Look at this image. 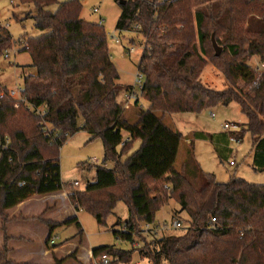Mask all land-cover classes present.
I'll use <instances>...</instances> for the list:
<instances>
[{"label": "trees", "instance_id": "trees-1", "mask_svg": "<svg viewBox=\"0 0 264 264\" xmlns=\"http://www.w3.org/2000/svg\"><path fill=\"white\" fill-rule=\"evenodd\" d=\"M19 2L36 8L29 16L43 34L15 41L0 26V59L19 46L30 53L36 70L24 78L20 100L11 99L0 81V219L6 222L11 210L33 196L64 190L59 151L67 137L86 131L90 142L102 140L104 164L114 167L89 166L96 171L94 182L70 193L69 203L102 226L118 203L127 205L124 230L114 233L133 248L96 247L94 260L107 256L110 264H129L138 252L147 264H264V185L235 177L218 182L198 165L191 168V148L179 171L175 163L182 137L165 122L173 113L200 114L219 105H240L247 123L239 134L202 132L195 137L221 152L233 137L241 140L249 133L253 166L264 172V71L259 84L251 86L257 73L248 64L253 56L264 64V0H120L116 30L137 31L147 40L138 68L145 76L142 98L148 108L136 102L133 121L120 100L130 86L119 84L108 33L101 23L81 16L83 2L61 3L56 12L48 8L58 0ZM213 37L223 49L220 56L211 53ZM208 62L230 88L212 90L203 84ZM239 82L247 87H239ZM22 101L34 111H27ZM41 108L44 114L37 115L35 110ZM140 140V148L123 161ZM191 176L200 178L203 186ZM173 200L188 216V227L162 237L151 231L148 240L141 225H153L157 211ZM71 223L81 228L76 217L58 226ZM137 239L142 245L135 247ZM11 253L7 245L1 248L0 264H39L15 262ZM76 255L51 264L68 259L80 264Z\"/></svg>", "mask_w": 264, "mask_h": 264}, {"label": "rangeland", "instance_id": "rangeland-1", "mask_svg": "<svg viewBox=\"0 0 264 264\" xmlns=\"http://www.w3.org/2000/svg\"><path fill=\"white\" fill-rule=\"evenodd\" d=\"M68 1L70 0H58L57 4L48 9L51 12H56L61 3ZM81 1L83 2L81 16L88 22L101 23L108 33L112 61L115 63L120 77L119 84L133 86L139 71V60L143 53L140 44L144 43L146 38L139 32L116 30L121 13L120 0ZM94 9H97V12H94ZM35 12L36 8L33 5H23L19 0H0V26L7 28L15 41L39 37L43 33L35 27L34 18L31 17ZM116 40H119V44L116 43ZM131 42L132 45L138 47L137 53L129 54L128 48L131 47ZM20 50L19 46H15L8 52V57L4 56L0 59V81L7 88L10 98L13 100L21 99L19 91L24 88V78L36 74V70L31 64L30 53ZM211 53L215 54L214 47ZM248 64L257 73L256 82L251 86H257L262 78L264 64H261L260 58L256 56L250 57ZM201 75L203 84L212 90H225L231 87L225 76L211 62H208ZM238 86L247 87L243 82H239ZM120 100L123 101V95ZM24 102L21 103L25 105V109L33 112L34 109L31 106L29 108ZM139 104L148 108V103L143 98L140 99ZM35 111L37 115L44 114L42 108ZM124 111L127 117L130 116V120H135L137 110L131 107ZM211 114L215 115L214 119H211ZM23 119L25 118L23 117ZM165 122L169 128L179 132L182 137L175 163V167L179 171L183 169L182 165L188 158L187 150L191 148L194 154L187 159L191 168L198 165L202 172L215 175L218 182L227 183L235 177L248 183L264 185V172L255 170L253 166L252 135L245 133L240 142H229L226 150L221 152H217L210 141H201L195 137L196 132L220 134L224 132V125L232 123L238 125L239 130L236 131V134H239L247 123L240 105L236 103H232L230 106L219 105L215 109L204 110L200 114L173 113L165 117ZM123 137L126 139L128 134L124 132ZM90 139L91 135L88 132L79 131L77 134L67 137L60 149V172L62 183L65 184L62 192L48 194V196H33L28 200L30 202L25 208L18 210L19 205L11 210L6 222L0 219V249L7 245L12 251L11 259L13 261L53 263L50 260L53 252L49 251L47 245L48 242L50 243L51 236L58 238L56 243L59 245L57 246L59 248L58 257L66 258L78 250L79 257L86 258L81 260L82 264H91L90 252L96 247L115 246L125 251L133 249L129 242L119 241L114 233V231H123L128 219V208L124 203L117 204L114 214L107 221V226L99 225L96 218L83 210L77 213L80 229L76 223L58 226L68 220V216L73 212V209H70L74 207L69 203V194L84 191L89 183L94 182L96 171L91 170L89 166L105 165L109 169L114 167L111 162L104 164L105 155L102 140L94 139L93 142H90ZM187 139L193 141V144L188 145ZM140 145L141 140L125 153L122 160L125 161L129 158L140 148ZM231 162L235 163L234 166L230 165ZM190 179L198 187L203 186L200 178L196 179L191 176ZM73 183H77L78 186L72 187L70 184ZM176 219L183 223V227L176 229L177 231L172 229V224ZM187 219L188 216L181 210L180 205L173 200L168 206L157 211L155 223L150 225L151 229H148L145 224H142L140 229L143 236L150 240L152 238L151 231L157 237H162L186 229L188 227ZM141 245L142 242L137 239L134 246ZM42 249L46 252L38 254ZM34 252V257H32L29 253ZM42 257L43 259H41ZM66 262L65 264H78L73 259H68ZM146 262L138 252H134L129 264H147Z\"/></svg>", "mask_w": 264, "mask_h": 264}, {"label": "built area", "instance_id": "built-area-1", "mask_svg": "<svg viewBox=\"0 0 264 264\" xmlns=\"http://www.w3.org/2000/svg\"><path fill=\"white\" fill-rule=\"evenodd\" d=\"M160 2H167V1H173V0H159ZM94 12H97V9H94ZM137 33V31H134ZM146 41H144V43L140 44L141 45V48L142 49V52H144L147 48V45H146ZM116 43L119 44V40H116ZM133 43L131 42V47L128 48V52L129 54H134V53H137L138 51V47L132 45ZM9 52V51H8ZM8 52H6V57H8ZM143 54V53H142ZM136 81H135V84L133 86H130V88L124 92L123 94V108L124 110H128V109H131V107L136 103V102H140V99L142 98V90H143V86H144V82H145V76L143 75L142 71L139 70L138 71V74L136 75ZM21 91H19V94H20ZM13 94V93H12ZM215 118V115L214 114H211V119H214ZM223 129L224 131H227V132H236L239 130V127L238 125L232 123V124H226L223 126ZM240 142V140L236 137H233L231 139V142ZM235 163L231 162L230 165L231 166H234ZM72 187H77L78 184L77 183H73V184H70ZM213 221H215V219H213ZM146 227L148 229H151L150 226L146 225ZM183 227V223L181 220L179 219H176L173 224H172V229H181ZM57 239L58 238H51L50 239V244L52 245H55L57 243ZM90 257L92 259V262L91 264H110V258L107 257V256H103L101 259H97V260H94L93 259V256H92V252H90Z\"/></svg>", "mask_w": 264, "mask_h": 264}, {"label": "crops", "instance_id": "crops-1", "mask_svg": "<svg viewBox=\"0 0 264 264\" xmlns=\"http://www.w3.org/2000/svg\"><path fill=\"white\" fill-rule=\"evenodd\" d=\"M134 110H136L135 108H133ZM128 118H130V116L128 115ZM133 118V117H132ZM131 118V119H132ZM225 132V131H224ZM196 133H202V132H196ZM223 133V132H222ZM220 140H222V137L221 138H219ZM202 140H204V139H202ZM201 140V141H202ZM240 140V139H239ZM205 141H208V140H205ZM186 143L188 144V145H192L193 144V141H191L190 139H187L186 140ZM214 146V145H213ZM29 202L30 201H26V202H24V203H22V204H20V206L18 207V210H21V209H23V208H25V206H27L28 204H29ZM71 210L73 209V212L72 213H70V215L68 216V218H73V217H76V218H78L77 216V213H80V211H78V210H76L75 208H70ZM79 219V218H78ZM51 238H53L52 236H51ZM50 238V239H51ZM48 247H49V251L51 250L53 253H52V258H50V260L53 262V260L54 259H56V258H58V259H63L62 257H58V255H57V253L59 252L58 250H59V248L57 247V246H59V245H57V244H55V245H52V244H50L49 242H48ZM78 251V250H77ZM91 251H93V250H91ZM44 252H46V250H39V252H38V254H43ZM79 252V251H78ZM32 257H34V254H35V252L34 253H29ZM41 259H43V257L41 258ZM76 259H78L79 260V263L81 262V260H83V259H86V258H83L82 256L81 257H79V255H78V253H77V256H76ZM35 263H41V262H35ZM67 263V262H66ZM42 264H47V263H43L42 262ZM50 264V263H49ZM80 264H82V263H80Z\"/></svg>", "mask_w": 264, "mask_h": 264}, {"label": "water", "instance_id": "water-1", "mask_svg": "<svg viewBox=\"0 0 264 264\" xmlns=\"http://www.w3.org/2000/svg\"><path fill=\"white\" fill-rule=\"evenodd\" d=\"M213 47L215 50V55L220 56L222 53V47L219 46V44L216 42L215 37L212 38Z\"/></svg>", "mask_w": 264, "mask_h": 264}]
</instances>
